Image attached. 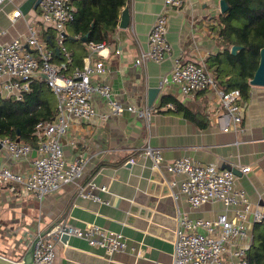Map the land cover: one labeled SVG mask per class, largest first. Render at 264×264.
<instances>
[{
    "label": "crops",
    "instance_id": "obj_1",
    "mask_svg": "<svg viewBox=\"0 0 264 264\" xmlns=\"http://www.w3.org/2000/svg\"><path fill=\"white\" fill-rule=\"evenodd\" d=\"M36 1L0 3V30L6 29L0 35V42L22 35L27 22L38 23ZM127 4L129 23L126 28H119L118 17L116 27L105 40L109 44L103 51L106 57L90 53L85 41L72 35L70 24L66 26L65 44L72 52L66 74L71 75L88 56L91 63L102 60L104 70L94 75V79L108 83L115 99L137 107L152 106L158 111L149 124L127 111L111 115L103 122L97 116L73 120L62 136L66 161L79 154L86 159L79 182L93 181L108 187L107 191L98 192L104 200L102 203L79 197L73 183L63 184L41 200L32 195H14L6 187H0V255L12 261L30 259V246L38 231L67 222L79 227L96 223L120 232L134 250L106 255L102 248L68 236L56 245L53 264H171L178 214L213 219L224 206L210 201L192 207L182 195L174 199L171 192L178 194V188L167 183L177 177L163 166L157 170L150 167V161L139 155V149L146 144L162 148L165 161L189 156L200 163L232 168L236 186L246 191L254 205L264 208V86L251 85V78L248 80L247 95L242 97L246 102L244 116L234 130L228 131L219 129L213 119L220 105L211 90L184 95L173 83L158 86L176 58L182 63L201 62L218 81L228 77L226 71L219 74L220 68L227 70L219 0H182L180 7H171L166 32L171 53L160 63L150 60L140 65L135 64V59L147 48L148 32L163 9L164 0H129ZM16 9L21 16L11 21L10 15ZM42 33L54 51V63L60 62L54 29ZM115 50L120 52L117 54ZM150 87L159 91L149 105ZM32 91L38 99L35 110L48 117L45 119H51L57 104L55 94L41 79L33 81ZM0 96L14 99L4 92ZM169 104L173 107H168ZM92 105L98 111L106 109L104 100L97 95L92 98ZM35 144L34 137L32 145ZM0 165L19 173H28L32 168L30 159L10 162L1 150ZM240 166L250 169L242 172Z\"/></svg>",
    "mask_w": 264,
    "mask_h": 264
},
{
    "label": "built area",
    "instance_id": "obj_2",
    "mask_svg": "<svg viewBox=\"0 0 264 264\" xmlns=\"http://www.w3.org/2000/svg\"><path fill=\"white\" fill-rule=\"evenodd\" d=\"M181 5L182 0H164L163 9L156 15L148 32L147 48L140 51L135 59L136 65L150 60L160 63L169 56L171 45L166 38L168 13L171 7ZM38 6V23L29 21L22 35L0 42V92L23 100L25 94L32 90L33 81L41 79L55 94L57 104L51 119H40L34 124L35 145L0 135V150L8 161L30 159L32 165L28 173L0 165V187H6L14 195H32L41 200L63 184L73 183L79 197L102 203L104 200L98 192L107 191L108 187L93 181L79 182L86 159L79 154L72 161H66L62 136L73 120H89L97 116L103 122L111 115L127 111L149 124L158 110L152 106L124 104L115 99L108 83L94 79V75L104 70L102 60L91 63L88 56L82 66L75 67L71 75H67L72 52L65 44L64 33L74 19L76 9L73 0H39ZM20 13L19 9L14 10L10 20L14 21L21 16ZM50 28L55 31V45L62 57L58 63H54V51L48 47L42 33V30L46 32ZM5 32L6 29L0 30V35ZM108 46L105 40L87 44L90 53L102 58L106 57L103 51ZM119 52L115 50V53ZM169 83L177 85L184 95L211 90L220 105L213 119L222 131L234 130L240 124L246 110L240 90L222 88L201 62L187 60L182 63L174 59L168 75L160 78L158 86L161 88ZM96 95L104 100V111H98L92 105V98ZM167 106L173 107L172 104ZM34 148L36 155L32 157ZM139 155L150 161L152 169L163 166L177 177L167 183L171 188H178V194L171 192L174 199L182 195L192 207L210 201L221 202L224 206V210L213 219L178 214L171 264H250L251 227L264 219L263 206L254 205L246 191L236 186V174L232 168L200 163L189 156L165 161L162 148L150 144L142 146ZM239 169L247 172L250 167L240 166ZM64 234L84 239L90 246L102 248L106 255L134 250L122 233L96 223H85L79 227L59 222L38 231L32 264H53L56 245Z\"/></svg>",
    "mask_w": 264,
    "mask_h": 264
},
{
    "label": "trees",
    "instance_id": "obj_3",
    "mask_svg": "<svg viewBox=\"0 0 264 264\" xmlns=\"http://www.w3.org/2000/svg\"><path fill=\"white\" fill-rule=\"evenodd\" d=\"M129 0H73L74 19L69 23L73 36L78 40L87 34L86 44L106 40L116 27L121 9ZM228 8L220 15V34L224 45V61L228 77L218 81L226 89L238 88L241 96L247 95L248 80L258 65L259 49L264 47V0H226ZM240 48L235 54L229 46ZM229 69V71H228ZM216 71H219L216 70ZM34 91V90H33ZM31 90L23 100L0 96V135L21 142L34 143V124L48 118L40 110H35L38 99ZM250 264H264V219L252 228V243L248 251Z\"/></svg>",
    "mask_w": 264,
    "mask_h": 264
},
{
    "label": "water",
    "instance_id": "obj_4",
    "mask_svg": "<svg viewBox=\"0 0 264 264\" xmlns=\"http://www.w3.org/2000/svg\"><path fill=\"white\" fill-rule=\"evenodd\" d=\"M36 3H39V0L36 1ZM228 8L227 2L226 0H219V9L221 13L226 12ZM129 23V8H128V4L126 3L124 5V7L121 9L120 11V16H119V21H118V27L119 28H126L127 25ZM86 36L87 34H85L81 39L83 41H86ZM240 48V46L237 45H233L231 47V53L235 54L236 51ZM56 52L58 53V49H56ZM249 83L251 85H257V86H264V47H261L259 49V59H258V65L253 73V76L251 77V79L249 80ZM159 88L157 87H150L148 88L147 91V98H148V104L150 105L154 99V97L156 96V94L158 93ZM36 155V150L35 148L32 151V157H34ZM263 213H264V208H263ZM68 238V236L66 234L62 235L61 240L62 241H66V239ZM38 239V237L36 236L34 238V240L31 243L30 246V259L27 260L26 258H24L22 261L19 262H15L12 261L6 257H4L3 255H0V264H32L33 261V249H34V244L35 241Z\"/></svg>",
    "mask_w": 264,
    "mask_h": 264
}]
</instances>
